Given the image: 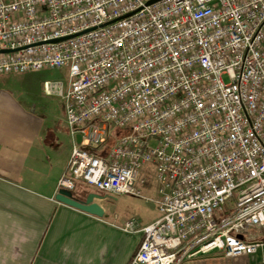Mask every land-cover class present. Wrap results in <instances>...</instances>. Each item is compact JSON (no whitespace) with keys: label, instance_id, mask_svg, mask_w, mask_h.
Segmentation results:
<instances>
[{"label":"built area","instance_id":"1","mask_svg":"<svg viewBox=\"0 0 264 264\" xmlns=\"http://www.w3.org/2000/svg\"><path fill=\"white\" fill-rule=\"evenodd\" d=\"M149 1L0 0V50L13 51L0 54V76L69 71L67 88L45 83L82 139L57 193L82 181L140 196L152 165L161 217L142 227L129 264L254 256L264 248V0Z\"/></svg>","mask_w":264,"mask_h":264},{"label":"crops","instance_id":"2","mask_svg":"<svg viewBox=\"0 0 264 264\" xmlns=\"http://www.w3.org/2000/svg\"><path fill=\"white\" fill-rule=\"evenodd\" d=\"M41 71L0 76V264H129L149 223L127 231L126 220L107 216L100 201L102 218L56 199L77 137L53 131L55 125L36 120L10 96ZM75 191L81 199L96 193ZM244 263L264 264V248L251 257L201 256L180 264Z\"/></svg>","mask_w":264,"mask_h":264},{"label":"rangeland","instance_id":"3","mask_svg":"<svg viewBox=\"0 0 264 264\" xmlns=\"http://www.w3.org/2000/svg\"><path fill=\"white\" fill-rule=\"evenodd\" d=\"M48 80L63 81L67 88L69 71L68 69H45L35 73L33 81L30 80L21 86H15L11 89L12 102L27 108L36 117V120H40L49 126L55 125L53 131L60 129L63 132L70 133V128L66 121L65 103L62 97L47 94L44 84ZM113 133L108 142L101 148V154H106L114 146V137L118 132L114 131ZM49 138L52 139L51 136ZM152 168V165H147L140 172L139 179H145V184H140V182L137 184V188L141 191L140 196L129 194L111 195L82 181H77L75 193L80 192L82 189H89L106 197V199L100 201L107 207L106 215L112 218L116 216L119 221L136 218L144 224L152 223L161 217L158 204L160 200L159 184L153 177Z\"/></svg>","mask_w":264,"mask_h":264},{"label":"water","instance_id":"4","mask_svg":"<svg viewBox=\"0 0 264 264\" xmlns=\"http://www.w3.org/2000/svg\"><path fill=\"white\" fill-rule=\"evenodd\" d=\"M160 0H150L147 2V6H150ZM141 10V9H139ZM137 10V11H139ZM135 11V12H137ZM133 13L127 14L123 16L122 18H126L131 16ZM66 38L60 39V41H64ZM13 51L10 50H0V54H7L11 53ZM81 136H77V141L78 143H81ZM57 201L64 203L66 205H69L71 207L77 208L81 211L87 212L91 215H95L97 217H104L105 216V209L98 203V201H103L106 199V197L102 196L101 194L98 193H88L85 199L77 198L74 197L73 192L66 191V190H60L57 195H56Z\"/></svg>","mask_w":264,"mask_h":264}]
</instances>
